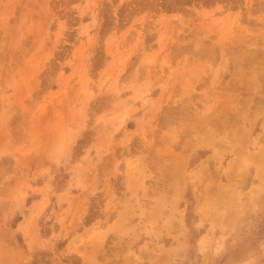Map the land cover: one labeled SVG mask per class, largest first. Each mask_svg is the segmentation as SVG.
Listing matches in <instances>:
<instances>
[{"label": "rangeland", "instance_id": "374dc122", "mask_svg": "<svg viewBox=\"0 0 264 264\" xmlns=\"http://www.w3.org/2000/svg\"><path fill=\"white\" fill-rule=\"evenodd\" d=\"M0 264H264V0H0Z\"/></svg>", "mask_w": 264, "mask_h": 264}, {"label": "bare ground", "instance_id": "6f19581e", "mask_svg": "<svg viewBox=\"0 0 264 264\" xmlns=\"http://www.w3.org/2000/svg\"><path fill=\"white\" fill-rule=\"evenodd\" d=\"M165 116V115H164Z\"/></svg>", "mask_w": 264, "mask_h": 264}]
</instances>
